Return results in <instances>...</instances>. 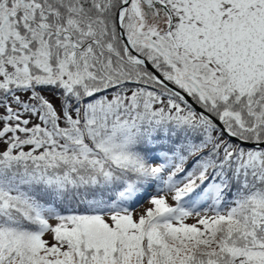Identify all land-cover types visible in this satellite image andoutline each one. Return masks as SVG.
<instances>
[{"label":"snow or ice","instance_id":"1","mask_svg":"<svg viewBox=\"0 0 264 264\" xmlns=\"http://www.w3.org/2000/svg\"><path fill=\"white\" fill-rule=\"evenodd\" d=\"M0 264H264V0H0Z\"/></svg>","mask_w":264,"mask_h":264}]
</instances>
